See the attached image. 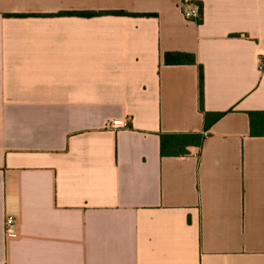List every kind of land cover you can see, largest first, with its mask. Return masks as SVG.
Wrapping results in <instances>:
<instances>
[{"label": "crops", "instance_id": "1", "mask_svg": "<svg viewBox=\"0 0 264 264\" xmlns=\"http://www.w3.org/2000/svg\"><path fill=\"white\" fill-rule=\"evenodd\" d=\"M186 1L0 0V264H264V0Z\"/></svg>", "mask_w": 264, "mask_h": 264}, {"label": "trees", "instance_id": "2", "mask_svg": "<svg viewBox=\"0 0 264 264\" xmlns=\"http://www.w3.org/2000/svg\"><path fill=\"white\" fill-rule=\"evenodd\" d=\"M201 14V8L198 6ZM117 15H127L122 11L109 12ZM79 14L84 16L93 15L91 12L84 13H65ZM200 21V20H199ZM163 63L165 65H182L195 64L194 55L185 52H165L163 54ZM197 81H198V105L203 113L204 127L207 128L210 124L219 119L223 113H207L202 108L203 98V75L200 65L197 66ZM249 135L251 137H264V111H249L247 112ZM202 137L199 134H163L160 135V155L161 156H179L185 153V147L188 145H201Z\"/></svg>", "mask_w": 264, "mask_h": 264}, {"label": "built area", "instance_id": "3", "mask_svg": "<svg viewBox=\"0 0 264 264\" xmlns=\"http://www.w3.org/2000/svg\"><path fill=\"white\" fill-rule=\"evenodd\" d=\"M179 7L185 20H200V12L198 6L188 2L186 0H179ZM124 123L121 120H112L107 123L109 128H120L123 127ZM3 233L6 239H13L16 237V219L11 215H6L3 221Z\"/></svg>", "mask_w": 264, "mask_h": 264}]
</instances>
